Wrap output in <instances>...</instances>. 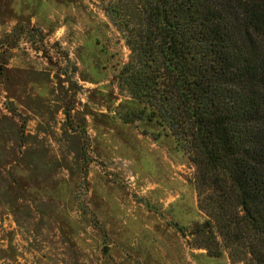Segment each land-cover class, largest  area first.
I'll list each match as a JSON object with an SVG mask.
<instances>
[{
  "label": "rangeland",
  "instance_id": "1",
  "mask_svg": "<svg viewBox=\"0 0 264 264\" xmlns=\"http://www.w3.org/2000/svg\"><path fill=\"white\" fill-rule=\"evenodd\" d=\"M110 0H0V264H233L195 246V168L120 88Z\"/></svg>",
  "mask_w": 264,
  "mask_h": 264
},
{
  "label": "trees",
  "instance_id": "2",
  "mask_svg": "<svg viewBox=\"0 0 264 264\" xmlns=\"http://www.w3.org/2000/svg\"><path fill=\"white\" fill-rule=\"evenodd\" d=\"M120 88L195 168L197 248L264 264V0H110Z\"/></svg>",
  "mask_w": 264,
  "mask_h": 264
}]
</instances>
